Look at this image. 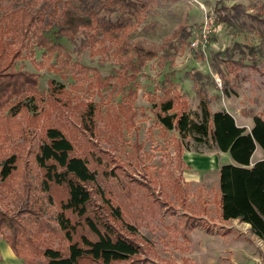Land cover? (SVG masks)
Listing matches in <instances>:
<instances>
[{
  "label": "rangeland",
  "instance_id": "rangeland-1",
  "mask_svg": "<svg viewBox=\"0 0 264 264\" xmlns=\"http://www.w3.org/2000/svg\"><path fill=\"white\" fill-rule=\"evenodd\" d=\"M21 1L0 0V7L12 11L22 6ZM131 1L137 7L131 42L161 46L178 31L176 38L161 50L158 58L142 68L135 85L118 84L117 79L126 72L124 59L114 51L99 49L100 44L90 47L84 33L74 42L58 41L72 62L83 66L81 75L41 69L37 64L45 61L46 55L36 46L32 55L24 52L15 63V70L37 77L38 96L32 98V94L21 93L0 98V165L12 154L20 157L22 165H28L29 180L36 189L33 208H40L41 216L52 221L56 210L39 191V171L33 155L48 128L58 127L67 137L76 136L75 155L87 158L99 171L100 191L108 188L117 200V181L136 193L139 191L142 199L135 203L131 213L136 220L130 217L129 223L137 227V240L145 245L142 259L151 256L152 251L159 259L175 264H182L183 259H189L191 264H255L257 259H264L263 241L246 230V223L225 222L220 214L217 203V169L223 164L220 152L191 142L181 157L174 145L177 133L163 132L153 108L164 91L171 88L178 91L192 113L200 111V97L205 96L213 112H231L239 126L247 124L244 116L259 115L258 109L264 107V0ZM237 5L242 7V13L235 16L232 7ZM213 12L218 24L213 45L205 52L191 49L193 32ZM3 13L0 9V18ZM121 13V10L104 11L101 17L116 22ZM225 17L231 22L225 21ZM48 20L52 21V17ZM46 37L56 40L52 33H46ZM107 46L108 43L104 47ZM55 64L53 59L50 65ZM12 74L10 70L1 73L4 79L13 78ZM133 87L138 94L136 100L128 95ZM58 89L64 92L58 93ZM24 104L32 109L37 105L38 110H19ZM131 104L137 111L134 123L129 126L123 122L122 136L116 139L106 136L103 133L106 124L114 127V114ZM90 105L95 108L98 129L93 136L89 133L83 136L74 124H81V118L86 124ZM211 158L216 168H209ZM99 190L94 187L93 209L99 207L100 212L106 209V199L98 195ZM0 191L4 200L0 210H9V215L19 208L24 210L21 205L15 208L17 192L5 188ZM118 203L125 206L129 200L120 198ZM108 221L119 230L125 229L112 217ZM45 242L54 248L65 245L60 237Z\"/></svg>",
  "mask_w": 264,
  "mask_h": 264
},
{
  "label": "trees",
  "instance_id": "trees-1",
  "mask_svg": "<svg viewBox=\"0 0 264 264\" xmlns=\"http://www.w3.org/2000/svg\"><path fill=\"white\" fill-rule=\"evenodd\" d=\"M21 3V7L12 11L0 7L5 12L0 18V98L21 93L32 94V98L38 96L37 77L15 70L16 61L23 57L24 52L32 55L33 46L45 51V61L37 64L41 69L81 75L83 66L72 62L70 54L58 41L74 42L84 33L90 47L95 48L100 44L99 49L114 51L117 57L124 59L126 72L117 79L122 86L135 85L142 68L158 58L161 50L178 35L176 31L161 46L144 41L131 42V27L137 12L131 0H22ZM117 10L122 13L116 22L101 17L104 11L112 13ZM232 10L235 16L242 13L240 5L233 6ZM217 14L220 18L219 10ZM49 16L52 21L48 20ZM46 33H52L56 40L48 39ZM183 33L186 37L190 36ZM107 43L109 46L104 47ZM53 59L56 64L50 65ZM8 70L14 76L4 79L1 73ZM50 85L53 87V81ZM58 91L64 92L63 89ZM54 95L51 94V97ZM128 95L136 100L138 94L135 87L129 90ZM157 100L153 110L158 124L164 133H177L174 145L178 155L183 157L184 150L191 142L230 155L234 164H223L219 171L217 203L222 220H239L249 224L251 233L264 241V159L253 165L251 163L257 146L264 151V119L255 116L254 126L249 132L239 126L227 111L213 112L205 96L200 97V111L197 113H192L178 91L171 88L166 89L163 98ZM152 101H155L154 98ZM37 108V105L33 109L28 104L19 106V110L33 112ZM95 113L94 106L90 105L86 124L82 118L81 124L74 121V127L80 128L83 136L96 133L98 120ZM114 115L115 126L106 124L103 133L116 139L122 136L123 122L129 126L134 123L137 111L131 104L127 109L121 107ZM75 139L76 136L69 138L58 127H49L33 155L34 165L39 171V191L56 210L52 221L41 216L40 208H33L36 203L33 190L36 189L29 180L28 165H22L16 154L2 161L0 188L17 192L15 208L20 205L24 207V210L19 211V208L16 213L10 211L11 215L8 214L9 210H0L3 239L18 257L29 264H35L40 258L46 264H175L159 259L152 251L147 259L140 257L145 252V245L137 240L138 229L129 222L130 217L136 220L131 213L142 196L139 191L136 193L127 184L117 181L118 199L129 200L128 204L122 206L118 199L112 197L111 190L102 188L103 191H100L99 171L91 166L90 160L75 155ZM99 162L97 160L96 165ZM181 165L187 168L185 162L181 161ZM96 186L98 195L106 199V211L102 209L99 212V207L93 209ZM3 201L0 191V204L3 205ZM25 213L29 216L25 217ZM109 217L127 230H119L109 223ZM185 229L189 230L187 227ZM51 237H60L65 245L57 248L45 245V240L49 241ZM146 250L150 252L149 248ZM182 264H191V261L183 259Z\"/></svg>",
  "mask_w": 264,
  "mask_h": 264
},
{
  "label": "crops",
  "instance_id": "crops-1",
  "mask_svg": "<svg viewBox=\"0 0 264 264\" xmlns=\"http://www.w3.org/2000/svg\"><path fill=\"white\" fill-rule=\"evenodd\" d=\"M227 112L229 114H231L234 117L236 123H238L237 117L234 114H232L231 112H229V111H227ZM258 112H259L258 113L259 115L256 114V115H253V116L252 115L244 116L247 124L246 125L243 124L241 127L246 128L247 131L250 132L251 129L253 128V126H254V117L255 116H259V117H262L264 119V116H263L264 113L262 114V112H264V107L263 108H259ZM256 154H258L257 157H256ZM220 156H221V158L223 160V164H234V161L232 160V158L230 157L229 154L220 152ZM263 159H264V151L259 146H257L256 151H255V153L253 154V156L251 158V163L253 165L254 163H256V162H258L260 160H263ZM208 162L210 163L209 164V166H210L209 168H211V166L213 165L212 158ZM212 167L216 168L215 164ZM220 167L217 169V171H218L217 172L218 179H219ZM210 170H212V169H210ZM218 191H219V180H218ZM218 196H219V194H218ZM219 210H220V207H219ZM220 214H221V211H220ZM233 221H235V220H233ZM229 222H231V221H229ZM245 225H246V230L251 232V226L249 224H245ZM263 244H264V241H263ZM0 264H29V263L27 261H25L23 258L18 257L16 255L15 251L12 249V247L7 243V241L5 239H2L0 241ZM35 264H46V262H45L44 259L40 258V259H38L36 261ZM247 264H250V263H247ZM255 264H264V259H257Z\"/></svg>",
  "mask_w": 264,
  "mask_h": 264
},
{
  "label": "built area",
  "instance_id": "built-area-1",
  "mask_svg": "<svg viewBox=\"0 0 264 264\" xmlns=\"http://www.w3.org/2000/svg\"><path fill=\"white\" fill-rule=\"evenodd\" d=\"M216 21V15L214 12L205 17L204 22L198 31L193 32V38L190 43L191 49L205 52L213 45L212 37L218 31V24Z\"/></svg>",
  "mask_w": 264,
  "mask_h": 264
}]
</instances>
